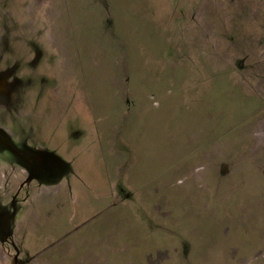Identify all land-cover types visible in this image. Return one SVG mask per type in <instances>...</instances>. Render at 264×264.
Returning <instances> with one entry per match:
<instances>
[{
	"label": "rangeland",
	"instance_id": "1",
	"mask_svg": "<svg viewBox=\"0 0 264 264\" xmlns=\"http://www.w3.org/2000/svg\"><path fill=\"white\" fill-rule=\"evenodd\" d=\"M0 264H264V0H0Z\"/></svg>",
	"mask_w": 264,
	"mask_h": 264
},
{
	"label": "flooded vegetation",
	"instance_id": "2",
	"mask_svg": "<svg viewBox=\"0 0 264 264\" xmlns=\"http://www.w3.org/2000/svg\"><path fill=\"white\" fill-rule=\"evenodd\" d=\"M9 100V99H8ZM34 148V150H36V152H37V154L39 155V157H38V159L36 160V161H42L43 162V164H42V167L40 168V170H37V171H43V172H41L44 176H46V175H51L52 173H53V171H54V169H56V168H54L55 167V165H54V163H53V161H52V158H50V154H48L49 155V158H45L44 156L45 155H47V154H45L46 152V148H44V147H42V146H34L33 147ZM32 149V148H31ZM45 154V155H44ZM53 155V154H52ZM58 158V157H57ZM60 160V159H59ZM60 162H61V164H62V168H63V162L60 160ZM31 168V167H30ZM37 169V168H36ZM63 171H65V170H63ZM29 174H30V177H31V181H30V184L29 185H27V187L28 186H30L33 182H38V180L36 179L37 177H36V173H35V168L34 169H32L31 168V170L29 171ZM23 187V188H22ZM24 187H26V185L23 183L22 185H21V188L20 189H24ZM22 190H19L18 192H17V196H18V194L20 195V193L22 192ZM15 195V196H16ZM15 196H14V201L16 202V200L19 198H15ZM18 200H17V203L15 204V207L12 209V211H7V213H8V215L10 216V215H13V219L16 217V215L18 214ZM11 239V238H10ZM9 242V241H8ZM13 244V246L15 247V249H16V253H17V255H19V250L17 249V247H16V245L14 244V243H12ZM16 258V262L18 263V261H19V256H17V257H15Z\"/></svg>",
	"mask_w": 264,
	"mask_h": 264
},
{
	"label": "trees",
	"instance_id": "3",
	"mask_svg": "<svg viewBox=\"0 0 264 264\" xmlns=\"http://www.w3.org/2000/svg\"><path fill=\"white\" fill-rule=\"evenodd\" d=\"M192 246V245H191ZM200 247L202 248V250H203V245L201 244V243H193V246H192V248H191V250H190V255H191V257H193L195 254H197V253H199V252H201V250H200ZM203 252V251H202Z\"/></svg>",
	"mask_w": 264,
	"mask_h": 264
},
{
	"label": "crops",
	"instance_id": "4",
	"mask_svg": "<svg viewBox=\"0 0 264 264\" xmlns=\"http://www.w3.org/2000/svg\"><path fill=\"white\" fill-rule=\"evenodd\" d=\"M101 160V159H100ZM93 161H95V158H93V160H92V163H91V165H92V168H93V166H94V163H93ZM64 164V163H63ZM101 164L102 165H104V160H102L101 161ZM65 165V167L68 169V171L67 172H69V173H71V171H70V169H69V167L66 165V164H64ZM102 167H104V166H102ZM98 168H100V167H98Z\"/></svg>",
	"mask_w": 264,
	"mask_h": 264
}]
</instances>
